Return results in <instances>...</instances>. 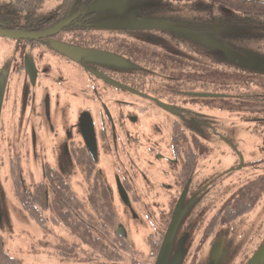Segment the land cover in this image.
<instances>
[{
  "label": "rangeland",
  "instance_id": "rangeland-1",
  "mask_svg": "<svg viewBox=\"0 0 264 264\" xmlns=\"http://www.w3.org/2000/svg\"><path fill=\"white\" fill-rule=\"evenodd\" d=\"M156 5L155 0L145 1L137 7L134 4H122L116 6L113 12L116 19H127L130 15L138 14L139 9L143 7L150 9L151 6ZM140 22L151 23L147 18ZM128 31L123 37L135 35L133 30ZM119 32L113 33L112 36L121 35ZM185 36L187 39L189 35ZM2 40L0 39V55L4 53ZM250 43L248 40L240 41V45ZM202 46L203 48L207 46L209 58L217 49L210 40L208 45L202 44ZM217 56L220 61L225 62L224 65L244 70L252 69L257 62H264V58H257L252 54L248 55L250 59L244 58L241 61L236 52L228 53L221 47L218 48ZM65 71L66 82L73 88L56 86L60 91L65 90L70 105L65 110L63 121L60 119L58 123L54 121L59 130L69 128L75 122L79 111L89 107V110L95 114L99 110L97 102L91 100L96 97L93 93L94 89L85 81L88 78L90 80L91 75L84 71L82 74L71 67ZM97 89L101 91L99 87ZM142 89L143 87L130 85L129 92L121 91L124 98L117 95L114 89L111 90L110 97L108 95L103 97L108 104L114 101L123 103V100L119 99H128L133 105H127L126 108L129 107V113L139 117L138 122L127 125L123 123L125 131L127 129L129 134L126 143L122 139L119 140L122 134L117 130L116 150L103 146L102 143H106L105 139L98 140L99 153L94 171L83 161L69 164L63 175L70 189L86 204L89 184L95 179L94 172L97 171L102 175L110 190L117 189V179L138 178L145 172L147 181H133L132 195H127L126 203L116 191L112 194V203L116 212V227L124 232L131 249L136 253L135 264H154L156 257L151 256V253L155 242L161 244L172 211L180 197V188L176 179L177 167L159 159L158 156L169 157V123L175 120L178 128L186 135L195 134L201 139L199 132L203 133V130H206L207 137L204 139L207 140L208 155L204 158L202 155L199 157L193 173L192 188L182 202V207L187 209V212L182 216L175 232L174 245L171 247L181 253L183 264H206L209 245L215 237L223 236L228 240L227 237L235 236L231 241L229 240L230 243L227 241L224 244L231 248V252L228 251V258H235V263L249 259L264 240V191L250 211L242 213L235 220L228 221L229 223L222 218L225 217L224 211L220 213L219 211L243 186L264 174V128L257 127L249 114L228 112L226 105L229 101L221 102V105L208 101L206 107H201L199 102L191 105L189 101H183L180 96H176L173 104L189 113L176 110L169 112L152 102L153 99H158V96L151 94L150 91L147 90L144 94L148 98L131 93V90H138L141 94ZM59 90L54 89L53 93ZM98 91L96 93L100 95L101 92ZM161 102L165 107L172 105L168 100ZM151 103L153 106L149 107ZM108 106L110 108V105ZM111 106L112 113H117V109ZM143 108L146 111H143ZM29 113L27 119L22 121L19 133L10 118L4 119L0 133V237L3 248L16 258L19 264H88L87 247L80 244L72 250V245L77 240L63 224H55L48 217L46 228L40 227L23 211L14 196L10 173L12 166L19 167L22 182L27 188L43 181L46 167L56 171L59 167L58 136L51 133L47 135L44 139L45 148L42 146L43 142H38L35 148L29 142L23 143L24 130L35 123V120L30 118L33 116L32 113ZM203 119L215 131L209 133L208 129H201L200 124ZM96 126L100 127L98 118ZM107 141L109 143V138ZM16 159L19 160L18 166L11 163ZM155 169L166 172V175H159ZM202 178L208 179L206 186L202 183ZM231 230H234L233 235L230 234ZM98 262V259L94 258L92 264ZM127 263V258L121 262V264Z\"/></svg>",
  "mask_w": 264,
  "mask_h": 264
},
{
  "label": "trees",
  "instance_id": "trees-1",
  "mask_svg": "<svg viewBox=\"0 0 264 264\" xmlns=\"http://www.w3.org/2000/svg\"><path fill=\"white\" fill-rule=\"evenodd\" d=\"M95 1L0 0V11L6 15L35 17L42 5L49 3V7L56 5L59 20L70 17L73 12L78 17L94 16L102 21L114 19V13L91 8ZM145 1L152 0H126L125 4H142ZM155 1L157 5L150 9L142 8L139 17L130 15L150 19L152 23L129 26L127 29L142 31L115 41L122 44L120 49L126 57L130 79L151 84V88L143 87V90L150 91L161 100L180 96L191 105L199 102L201 107H206L208 101L220 105L229 101L226 105L228 112L249 114L257 127L264 128V71L254 65L249 70L229 67L217 56L221 47L228 53L236 52L241 61L250 59L249 54L264 58V0ZM93 29L82 27L74 31L88 34L95 32ZM185 35H189L187 39ZM209 40L217 48L211 58L206 49ZM245 40L251 43L240 45V41ZM191 141L194 171L202 143L195 134L191 135ZM91 170L94 171L93 167ZM10 173L14 196L23 211L42 228H46L48 217L55 224H63L77 240L72 250L80 244L87 247L88 264H92L94 258L98 259L97 264H121L126 258L127 264H135L136 253L124 232L116 227L112 192L99 172L93 174L95 179L89 184L86 204L70 189L65 176L53 168L46 167L44 180L30 188L24 187L19 167L12 166ZM263 191L264 174L229 199L224 206L223 220L233 221L239 214L250 211ZM159 244L155 242L151 256L156 257ZM0 264H19L4 250L1 237Z\"/></svg>",
  "mask_w": 264,
  "mask_h": 264
},
{
  "label": "flooded vegetation",
  "instance_id": "flooded-vegetation-1",
  "mask_svg": "<svg viewBox=\"0 0 264 264\" xmlns=\"http://www.w3.org/2000/svg\"><path fill=\"white\" fill-rule=\"evenodd\" d=\"M97 1L98 0L93 2L91 8L94 9V5ZM125 2L123 4H125ZM54 5L50 8L48 7L49 3H44L37 11L38 13L35 17L30 16L28 18L27 16H19L18 14L6 15L0 11V31L14 34L40 35L48 32L59 23L67 22L66 26L59 32L46 37L21 39L18 37L8 38L0 36V39H3L2 42L4 43L2 46L4 53L0 55V133L2 132V124L5 118H10L13 121L19 133L22 121L27 119L30 114L29 112H31L33 116H30V118L35 120V127H33V124L24 130L23 143L29 142V144H32L35 148L38 142H43L42 146L45 148L44 139L47 135L51 133L52 135L58 136L60 140H58L57 144V151L59 154V167H57V170L63 174V171L69 167V164L80 161L95 168L99 153L98 140L100 138L105 139L106 143L103 142L102 145L110 150L112 148L116 150V143L118 142L117 130L122 134L119 140L121 141L122 139V141L126 143L129 134L127 129L125 131L123 123L125 122L127 125L128 123L132 124L138 122L139 117L129 113V107L126 108L127 105H133L128 99H119L123 100V103L114 101V103L108 104L103 97L106 95L110 97L112 93L111 90L114 89L117 95H121V98H124L121 91L129 92L130 85H138L139 87H146L147 89L149 87L151 88V84L146 82L140 83L139 81H132L130 79L128 63L126 57L122 55V49H120L122 44L115 42L117 38L127 35L129 32L128 30H132L127 28L137 26L126 25L124 23L145 21V18H133L128 16L129 18L127 19H116L114 17L112 20L105 19V21H102L103 19L98 17L95 18L94 16L78 17L75 16V12H73L70 17L65 19L62 17L59 20L57 7ZM134 5L135 7L139 6V4ZM101 9L107 10L108 13L111 12L113 14L116 6L104 7L98 10ZM142 10L139 9V13L134 16L139 17ZM88 13H90V11H88ZM151 23L139 25L144 26ZM82 27L86 29L94 28L93 30H95V32L78 34L74 31ZM118 31H120L119 33H121V35L116 34V36H112L113 33H117ZM133 31V34H136L142 30ZM59 47L70 49L71 52L64 53ZM70 67L75 68L80 73L84 71L88 72V75H91V79L89 80L88 78V80L85 79V81L90 83V87L94 89L93 93L96 97L94 96L91 100L97 102L99 110H97V113L93 114V111L89 110V107L85 108L77 113L75 122L72 123L69 128L65 127L59 130L54 121L58 123V119L62 120L63 115L66 114L65 110L68 109L70 105L67 101L65 90L60 91L56 86L73 88L66 82L67 74L65 70ZM97 87H99L101 91H98ZM54 89L59 91L53 93ZM142 90L140 91L141 94H139L138 91L132 90L131 93L138 96L143 95V98H148L144 96L146 90ZM96 91L101 92L100 95H97ZM173 99L174 98L168 100V102L172 104L169 105L170 107H165L160 97L151 100L159 104V107L164 111L168 110L171 112V110H176L189 113V111L183 110L179 106L173 104ZM108 105H110V108ZM111 105H113V109H117V113H114L115 115L112 113ZM151 106H153L152 103L149 107ZM143 111H146V109L143 108ZM97 118L100 123L99 128L96 126ZM200 126L201 129H208L207 132L209 131V133H212L214 130L213 127L204 122V119ZM60 131L61 134H59ZM168 133L170 142L169 157L158 156L159 159L177 167L176 179L178 181L177 185L180 188L179 194L181 197L183 192H185V198L192 188L194 173L191 166L193 152L191 136L186 135L182 130L178 129L175 120L173 122L170 121ZM199 134L202 137V139L198 138L202 146L198 151L200 155H202V158H204V156L208 155V144L207 140L204 139L207 137L206 130H203V133L199 132ZM38 135L40 138H38ZM178 136L179 139L176 140ZM108 138L109 143H107ZM222 139L226 140L223 137ZM16 160L11 162L12 165L19 164V160ZM155 171H157L159 175H166V172H161L158 169H155ZM147 179L148 177L145 172L141 173L138 178L125 177L123 179H117V189H112V194L116 191V193L120 195L118 190L119 184L124 192L123 197L125 200L121 198V195L120 198L126 203L127 195H132L131 187L132 183L134 184L133 181L145 182ZM201 181L205 186L208 183V179L202 178ZM204 188L205 187H202V189ZM181 209L185 215L187 209H184L182 205ZM223 211L225 212L224 206L219 213ZM240 215L241 214H239L238 217ZM232 232H234V230H231L230 233L233 235ZM234 237L235 236H229L227 237L228 240L223 236L215 237L209 245L207 258L205 259L206 264H248L264 243L263 240L249 259H244L242 262L235 263V258H228V251L231 252V248L224 246L227 241V243H230L229 240L231 241ZM242 244L244 246V240ZM172 245H174V237ZM172 249L173 247H171V250ZM173 250L169 253L166 264H172L175 257L178 258V264H183L181 253L176 250L173 252ZM259 262V264H264V255Z\"/></svg>",
  "mask_w": 264,
  "mask_h": 264
},
{
  "label": "water",
  "instance_id": "water-1",
  "mask_svg": "<svg viewBox=\"0 0 264 264\" xmlns=\"http://www.w3.org/2000/svg\"><path fill=\"white\" fill-rule=\"evenodd\" d=\"M125 2V0H98L97 3L94 5V9H100V8H108V7H112V6H117V5H121ZM67 22H62L59 23L58 25L54 26L52 29H50L48 32H45L44 34H40V35H32V34H23V33H11V32H5V31H0V36L2 37H8V38H14V37H18L21 39H36L38 37H46V36H50L53 35L57 32H59L61 29H63L66 26ZM126 25H139V24H144V22H126L124 23ZM59 49L64 52V53H70V49H65V48H60ZM255 68L264 71V62H257L255 63ZM0 103H1V90H0ZM118 190L120 192L121 198L123 200V190L121 189V187L118 184ZM184 193L181 195V197L179 198L169 225L167 227V230L165 232V235L163 237V241L161 243V246L159 248L158 254L156 256V260L154 264H166L167 263V259H168V255L171 252V245H172V241H173V237L175 235V232L177 230L178 225L180 224V221L182 219L183 213H182V209H181V205L183 202V198H184ZM264 255V243L261 246V248L256 252V254L252 257V259L250 260V262L248 264H259L260 259L262 258V256ZM172 264H178V258L175 257V259L173 260Z\"/></svg>",
  "mask_w": 264,
  "mask_h": 264
}]
</instances>
